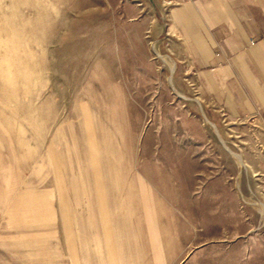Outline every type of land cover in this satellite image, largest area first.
<instances>
[{"label": "rangeland", "instance_id": "374dc122", "mask_svg": "<svg viewBox=\"0 0 264 264\" xmlns=\"http://www.w3.org/2000/svg\"><path fill=\"white\" fill-rule=\"evenodd\" d=\"M141 8L139 0H0V227L59 212L64 159L68 191L72 181L82 189L102 180L100 165L115 180L145 178L173 201L182 226L195 225L197 245H237V258L214 250L206 264H264L255 137L239 122L215 121L177 83V68L170 85L176 62L162 56L146 21L153 13ZM30 185L51 198L30 195Z\"/></svg>", "mask_w": 264, "mask_h": 264}, {"label": "crops", "instance_id": "0c3cea01", "mask_svg": "<svg viewBox=\"0 0 264 264\" xmlns=\"http://www.w3.org/2000/svg\"><path fill=\"white\" fill-rule=\"evenodd\" d=\"M139 4L153 13L146 21L161 55L176 62L172 77L177 68V83L187 84L215 121L251 129L258 146L253 152L264 156V0ZM60 166L59 212L39 213L34 205L28 227H0V264H206L214 250L223 261L234 258L233 251L238 257L237 245H197L195 225L181 229L179 209L140 172L142 180H115L100 165L102 180L82 189L72 181L68 191L64 159ZM36 187L28 186L30 195L51 196L46 186Z\"/></svg>", "mask_w": 264, "mask_h": 264}, {"label": "bare ground", "instance_id": "6f19581e", "mask_svg": "<svg viewBox=\"0 0 264 264\" xmlns=\"http://www.w3.org/2000/svg\"><path fill=\"white\" fill-rule=\"evenodd\" d=\"M154 47H155V46H154ZM154 47H153V48H154ZM155 50H156V48H155ZM156 51H157V50H156ZM157 53H159V51H157L156 54H157ZM160 54H161V53H160ZM171 69H172V71H174V65H173V63L171 64ZM169 82H170V85L174 88V83H173V78H172V76L170 77ZM203 114H204L205 119H206L210 124H212V125L214 126L213 128L216 129V132L219 134V136H220V138H221V141L224 143V145H226V144H225L226 142L223 140V138H222V136H221V134H220V132H219L217 126H216L214 123H212V122H210V121L208 120V118H207V116L205 115L204 112H203ZM218 138H219V137H218ZM226 148L228 149V151H229L233 156H235L236 158L239 159V161H240V163H241L242 165H245L244 160H243L242 156H241L239 153L235 152L234 150H232V149H231L230 147H228L227 145H226ZM261 210H262V213L264 214V204L261 205Z\"/></svg>", "mask_w": 264, "mask_h": 264}, {"label": "built area", "instance_id": "2783aa9c", "mask_svg": "<svg viewBox=\"0 0 264 264\" xmlns=\"http://www.w3.org/2000/svg\"><path fill=\"white\" fill-rule=\"evenodd\" d=\"M251 41H253V40L251 39Z\"/></svg>", "mask_w": 264, "mask_h": 264}]
</instances>
